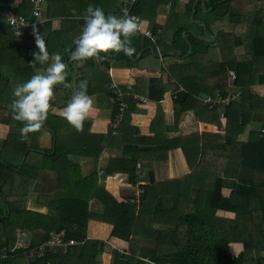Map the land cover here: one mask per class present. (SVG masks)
<instances>
[{
    "label": "crops",
    "instance_id": "obj_1",
    "mask_svg": "<svg viewBox=\"0 0 264 264\" xmlns=\"http://www.w3.org/2000/svg\"><path fill=\"white\" fill-rule=\"evenodd\" d=\"M120 1L43 0L38 18L32 15V0H9L8 6L0 8V10L9 8L13 13L21 14L29 20L26 26L13 27L0 16V86H7L0 87V117L13 118L10 104L16 85L27 81L34 73L48 66V64L40 65L37 62L33 67L30 63L34 59L33 53L38 52L35 43L37 35L44 39L50 55L59 54L61 56L62 61L67 64V73L70 69L67 77L71 74V88H69L68 80L64 82L65 85L56 86L54 88L55 101L74 94L81 81L87 82V93L93 98L94 106L90 118L85 121L88 125L86 129L83 128L85 132L105 134L110 127L112 115L117 110H114L116 103L109 89L110 83L115 82L123 94L125 108L120 124L113 129L105 143L100 145L98 154L86 156L77 153L69 157L78 166L82 177L95 175L98 190L94 191L87 202L89 211L95 215L103 211L107 194L114 197L117 202L134 206L135 220L131 228L132 234L129 239L113 236L110 233L112 224L96 217L88 220L84 229L80 230L78 226H74V229L71 228L72 232H77V235L84 232L81 240L71 238L76 241L73 245L77 248L84 247L83 264L91 262L89 256L94 250L89 245L91 240L103 243L102 247L98 246L99 249H96L91 264H111L113 250L118 251L122 261H125V256L131 253L130 256L134 259L132 264H138L135 263L138 260L144 261L145 264H156L151 257L142 253L143 246L147 245L154 236L161 238V242L157 241L156 249L164 254L167 248L166 242H170L172 237L176 238L175 234L170 237L164 232L175 228L174 222L180 219L181 214L195 215L197 208L205 204L204 199L207 193L201 192L198 185L202 178L212 181L208 177H221L226 182L252 180L256 190H259L258 185L261 186L264 182V166L258 161V158L262 159V149L260 151L259 145L254 147L255 142L251 144V147H254L253 161L250 157L251 153L249 158L243 153L245 148L243 145L247 144L250 135H255L257 139H260L259 131L264 128L262 123L252 119L256 115H262L263 119L264 115V79L261 80L258 76L259 71L264 70L263 56H248L250 58L244 65L247 72L240 71L243 66L238 70L228 67L227 64L221 68L218 67L219 62L223 61L227 54L231 57L233 54L247 53L244 46L246 38H242V43L235 44L232 49L229 48L227 42L234 23L228 21L227 16H216L214 15L216 11H212L217 4L226 0H215L214 2L210 0H160L161 2L154 7H151L152 3H148L145 8H153L156 14L153 21L141 17L139 13L130 15L140 17L141 30L151 29L152 26L157 27L154 32L152 31L153 39L141 31L139 36L132 38L133 51L131 54L122 55V52H113L105 56L112 58L109 60L110 67H107L105 57L99 62L89 59L84 63L73 61L69 65V53L66 49L69 45L74 49L73 41L79 37L84 26V20L75 17H83L89 4L101 7L106 15L119 16L122 14L121 8H128V6H121ZM254 3L249 0H230L229 5L231 10L237 13V18H241L240 14L243 12L253 11ZM173 7L176 13L169 17ZM164 28L166 32L162 39H157L156 34ZM18 30L21 34L16 36ZM141 36L144 38H140ZM224 39H226V44L223 43ZM143 54L144 56L141 57ZM130 62L135 65L132 63V66L126 67ZM228 70H234L236 74L234 80L229 78ZM105 78L109 79V83H106L103 89V86H98V83ZM237 78L239 84H235ZM218 81L220 82L218 84L222 86L212 89L213 82ZM151 85H156L152 91L156 96L159 95V87L162 86V97L159 99L150 97L148 88ZM221 90H226L227 93H222ZM217 92L222 95H235L229 105L237 104L241 115L237 121L233 120L231 125H228L227 119L229 105L212 108L214 109L213 116L207 111V108H210L206 99L214 98ZM179 95H181V101L178 99ZM139 97L147 101L141 102ZM63 108L52 105L50 113L54 116L60 115ZM221 112L224 118L221 117ZM238 112L234 111V115L238 116ZM241 119L249 120L243 128H241ZM8 128L10 131L9 124L5 125L0 122V152L3 149V140L6 138L4 135ZM232 136H238L241 144L234 149L236 152L231 153L230 159L224 162L223 158L217 155L219 153H223L224 156L229 155L217 151L215 147L218 143L222 145L225 141L232 139L230 138ZM38 138L40 139L38 149L29 147L25 150V153L34 151L29 156V170L23 175L12 174L10 179L12 184L9 182L4 185L3 192L8 200L11 199L16 203L24 201L27 210L40 213L47 222L56 223L57 211L51 213L46 206V199L42 202L45 195L48 197L59 190L58 187L51 192L50 187L48 191L50 180L55 178V175L53 176L52 170L46 168L47 164L43 162L46 160L42 158L43 154H49V148L51 153L54 152L55 134H45ZM208 139L210 140L205 143V147L210 149L211 155L207 154L205 158L207 161L203 158V163L198 167L200 156H195V148L198 144L200 146L204 144ZM166 145L170 148L165 151ZM184 149L186 151L190 149L188 156L184 153ZM25 153L20 159V164L23 162L21 160ZM9 158L13 163L18 161L15 153ZM246 158L249 162L245 160ZM237 159L245 160V163L243 162L240 168L234 169ZM32 162L36 165L35 169ZM132 163L137 166L138 173L135 175L129 173L130 167L126 166ZM230 164H233L231 169ZM41 165L45 167L43 169L38 167ZM38 171L40 175L34 179L33 174ZM150 171L155 183H165V188L158 190L156 195H163L166 199L160 203L155 200L156 198H150L144 199L141 203L142 195L138 206L130 203L128 200L132 197L134 184L135 186L137 182L146 184L147 180H150L148 176ZM0 172V175H8L2 170ZM169 181H172L170 186L167 184ZM11 186L13 189H10ZM9 190L12 192L10 193ZM230 193V184L226 183L222 188V194L229 196ZM2 199L5 197L0 192L1 202ZM4 209L9 215L8 204L5 203ZM240 213L242 214L240 217L245 222L250 221L251 213L248 209L241 208ZM4 214L3 204H0V216ZM234 214L223 210L216 211V215L224 219ZM232 228L237 239L228 244V252L236 256L244 246L240 239V226L235 224ZM31 230L18 228L16 239L10 245L12 248H9L14 255L16 250H22L21 264H29L31 259H40L46 253L56 254L58 252L64 255L70 246L57 245L51 249L46 248L40 255L36 253L33 256H27L26 250L28 248L35 250L37 246L45 243L50 231L62 233V240L69 239L66 238L64 228L51 229L47 232L44 241L30 244L37 240L39 238L37 235L42 232V230ZM156 231H160L161 235L156 236ZM217 236L221 237L222 232L217 233ZM6 247H0V252L3 251L6 254L1 257L4 259L11 255ZM262 253L264 251H261ZM80 261L81 258L73 254L61 260H50L46 264H82Z\"/></svg>",
    "mask_w": 264,
    "mask_h": 264
},
{
    "label": "trees",
    "instance_id": "obj_2",
    "mask_svg": "<svg viewBox=\"0 0 264 264\" xmlns=\"http://www.w3.org/2000/svg\"><path fill=\"white\" fill-rule=\"evenodd\" d=\"M214 2L215 0H210ZM232 1V0H231ZM251 3L255 2L253 11H245L241 15V18H237L236 14L230 8V0H226L217 4L212 11H216L214 15H219L221 17L227 16V20L234 23L233 29L229 32V41L227 45L232 49V46L238 43H242V38H246L247 41L244 43L245 48L247 49L246 54H233L229 57L227 54L223 61L219 62V68L228 65L230 68H236L237 70L243 66L240 71L247 72L244 65L246 64V60H248L252 55L263 56L262 61H264V0H249ZM121 6H128L129 14H140L141 17L145 19H151L152 21L155 18V13L153 8H145L148 3H152L151 7L158 5L160 0H121ZM31 4V2L29 1ZM10 4L9 0H0V8L4 6H8ZM25 7V6H24ZM23 8V7H22ZM176 13L174 7L170 10L169 17ZM220 17V18H221ZM157 27H151V30L154 32ZM166 32L165 28L161 32L156 34L157 39H162L163 34ZM139 36V35H138ZM140 38H144L141 36ZM148 42H150L148 40ZM223 43L226 44V39L223 40ZM124 53L122 52V55ZM144 54L141 56L143 57ZM107 61V67L109 66V60L112 58L105 57ZM73 63V61L69 60L68 55V64ZM133 62H130L126 65V67L132 66ZM135 65V63H133ZM261 80L264 79V70L259 71L258 75ZM71 74L66 78L69 83V88H71ZM239 78V77H238ZM236 79L235 84H239V79ZM260 82V80L258 81ZM109 83V79H101L98 83V86H103L105 88V84ZM218 82H213L212 89L219 88L222 84H218ZM224 83V82H222ZM226 85H228L226 83ZM156 85L149 86V95L152 98L157 97L158 99L162 97L163 89L162 86L159 87V95L156 96L152 91H154L153 87ZM58 89V88H57ZM70 91V89H68ZM222 93H227L226 90H221ZM245 91V90H244ZM243 93V90H242ZM73 94L65 97L64 99L53 101V106L65 107L70 100ZM181 95H179V100L181 101ZM231 103L227 107L228 111V125L232 124V121H237L239 116L241 115L239 111V106L237 104L233 105ZM206 105V104H205ZM207 108V105H206ZM237 108V109H236ZM117 109V105L114 106V110ZM214 109H208L207 111L210 115L213 116ZM234 111L238 112V116L234 115ZM242 117V116H241ZM245 117V116H244ZM51 118V119H50ZM252 119L256 122L262 123L264 125V115L262 119V115H256L252 117ZM248 119H241V128L247 125ZM0 122L5 125H10L11 130L7 137L3 140L4 146L2 151L0 152V170L7 173L8 175H0V192L5 197L2 199L4 215L0 216V247L7 246L6 248L10 252V257L7 259L0 258V264H21L22 259V250H16L15 255L14 252L11 251L10 247L11 243L15 241L16 233L18 228H27L33 230H42L37 236L39 237L37 240L30 242V244L38 243L44 241L46 238V234L49 230L55 229L59 230L64 228L66 231V238H76L77 240H81L83 238L84 232L79 233L72 232L74 226H78L81 230L86 228L88 220L93 217L99 218L102 221H109L112 224L111 235L129 239L132 234V226L135 220L134 216V206L117 202L114 197L110 194H107L104 200V209L100 211L98 214H94L93 212L88 210L87 202L89 198L92 197L93 193L97 189L96 186V178L95 175L92 174L87 177H82L81 173L78 170V166L72 160L69 155H75L79 153V155L86 156H96L100 150V145L105 143V140L112 134L113 129L111 126L108 128L105 134H94L83 131L77 132L74 130L67 121L62 118V116L57 115L54 116L49 112L46 123L44 126L36 132L29 133L27 140H21V128L23 125L16 121L13 118H9L6 116L0 117ZM86 129L88 126L86 122L83 125ZM48 127L49 129H47ZM89 131V130H86ZM241 131V129L239 130ZM55 134V150L51 153L50 148L48 149L49 154L42 155V158H45L46 161H43L47 164L46 168L53 171V178L48 186V191L51 187V192L59 187V190H56L53 194H50L48 197L45 195L42 199V202L46 199V206L49 208L50 212L53 213L57 211L55 217L58 218L57 222H47L38 212L27 210L25 208V202L16 203L13 200H8L7 195L3 192V186L7 183L11 182V175L14 173L25 174L27 170H29V156L34 151H27L29 147L38 149L40 145V139L38 137L43 136L45 134ZM43 138V137H42ZM227 142L224 144L218 143L216 145V150L219 152H225L229 156H224L223 153H219L217 156L222 157L224 162H226L231 157L232 152H236L234 149L237 148V145H240V141L238 140V136L230 137ZM210 139H208L201 146L198 144L195 156L199 155L200 160L197 163L198 167L201 166V163L207 161L205 158L208 155H211L210 149L205 147V143H207ZM51 141L53 142V138L51 137ZM256 143L259 145L260 151L262 149V159L258 158L259 162H262L264 166V140L257 139L255 135H250L247 144H244V152L245 157H252V161L254 158L253 148L251 144ZM202 143V142H201ZM196 146V145H195ZM248 146V147H247ZM170 146L166 145L164 147L165 151L168 150ZM186 156L189 155V150H183ZM13 153L18 156V161L15 163L12 162V159L9 158ZM25 153V158L20 164V159L22 155ZM222 155V156H221ZM248 158L245 160L248 161ZM162 159H165L162 157ZM236 162V160H235ZM249 162V161H248ZM33 163V162H32ZM245 163V161H244ZM124 164V163H123ZM122 164V165H123ZM207 164V163H206ZM126 165V164H125ZM230 164L229 168L231 169ZM235 165V164H234ZM129 166V173L137 174V166L132 163ZM206 167V165H204ZM34 169L36 168L35 163H33ZM40 168H44V165L38 166ZM237 169V167H234ZM38 170V169H37ZM45 170V169H44ZM1 173V172H0ZM34 179L40 172L34 173ZM149 179L146 184L143 185L144 193L141 199V203L144 199L156 198L157 202H162V200L166 199L165 196L160 195L157 196L156 193L158 190H162L165 188V183L163 182H154V177L152 176V172L148 173ZM47 177V176H46ZM49 178V177H48ZM51 178V177H50ZM212 181H207L205 178L201 179L198 182L199 190L201 192H206V200L205 204L201 207H198L196 214H181L180 219L174 222L175 228H171L170 233L166 234L170 237L175 236L179 237L181 240L179 242L175 239L166 242L167 248L163 252L157 251V241H162L161 238H154L145 246H143L144 250L143 254L147 255V257H151L152 261L156 264H264V253L261 254V251H264V182H262L261 186L258 185L259 190H256L253 185V181H237L233 180L230 184L231 193L229 196H224L222 194V188L226 185V181H224L221 177L213 178L208 177ZM241 179V178H240ZM153 182L152 184H150ZM172 183V181L167 182V184ZM209 185V186H208ZM10 189H13L11 186ZM244 189V190H243ZM207 190V191H206ZM10 193L12 190H9ZM47 191V192H48ZM253 193L258 195H254ZM10 197V196H9ZM11 198V197H10ZM5 203L8 204L9 210L19 211L18 219L10 218L11 213H9L8 217L5 216L7 212L5 211ZM16 206H15V205ZM241 208H246L250 211V221L245 222L243 218L240 217L242 215L240 213ZM223 210L230 213H235L233 216H230L226 219L221 218L216 215V211ZM61 212L63 214H61ZM110 215V216H109ZM235 224L240 226V239L243 242V250L239 252L236 256L231 255L228 252V244L231 241H236V236L234 235V229L232 228ZM39 227V229H38ZM72 228V229H71ZM80 230L78 232H80ZM222 236L218 237L217 233H221ZM158 233V234H157ZM161 235L160 231H156V236ZM89 243L90 248H94L91 252L89 258L93 259V255L99 249V247L103 246V243L100 241L91 240ZM99 246V247H98ZM97 247V248H96ZM172 247V248H171ZM10 248V249H9ZM84 247L77 248L76 245H70L67 248V251L63 254L55 253H46L42 258H33L30 260L29 264H46L50 260H61L63 257H67L69 255L76 254L81 258L80 263L83 262V251ZM97 249V250H96ZM112 263L111 264H132L133 258L130 254L126 255V260L122 261L119 257L120 254L118 251H112ZM146 257V256H145ZM78 262V260H77ZM138 264H145V262L138 260ZM79 264V263H77Z\"/></svg>",
    "mask_w": 264,
    "mask_h": 264
},
{
    "label": "clouds",
    "instance_id": "obj_3",
    "mask_svg": "<svg viewBox=\"0 0 264 264\" xmlns=\"http://www.w3.org/2000/svg\"><path fill=\"white\" fill-rule=\"evenodd\" d=\"M121 15H106L104 10L89 4L83 17L84 26L78 38L66 49L69 60L84 63L92 59L101 61L110 53L131 54L132 38L141 34V27L136 17L129 14L127 7L121 8ZM15 23V21H12ZM21 33L18 30L16 36ZM38 52L33 53V67L38 62L48 66L34 73L27 81L18 83L13 90L10 104L13 119L20 122L21 140H27L29 133L39 131L46 123L55 100L54 88L64 84L67 78V64L59 54L49 53L44 39L36 36ZM49 61L51 63L49 64ZM94 106L93 98L87 93V82L81 81L78 89L71 96L60 115L77 132L83 131V125L90 118Z\"/></svg>",
    "mask_w": 264,
    "mask_h": 264
},
{
    "label": "built area",
    "instance_id": "obj_4",
    "mask_svg": "<svg viewBox=\"0 0 264 264\" xmlns=\"http://www.w3.org/2000/svg\"><path fill=\"white\" fill-rule=\"evenodd\" d=\"M42 1L43 0H32V3H33L32 15L34 17H37V18L39 17ZM0 16H1V18L5 19L10 26H13V27L26 26L29 23V20L25 16H23L21 14L13 13L12 10L9 8H5V9L0 10ZM131 16L136 17L138 20V23L140 24L141 19L139 16H136V15H131ZM13 20L15 21V23L12 22ZM141 31L146 36H148L152 39L154 38V33L152 32L151 29L145 28V29H142ZM228 76L231 80H234L236 78V74H235L234 70H228ZM109 89H110V92L112 93V95L114 97V102L117 105V110L114 112V115H112V118L110 120V126L112 129H116L120 124L122 112L125 108V105L123 102V94L120 92V90L118 89L115 82L110 83ZM234 97H235L234 94L222 95L221 93L217 92L216 96L214 98L208 97L206 100L208 102L209 108L212 109L215 107L228 106L230 104V102L234 99ZM139 100L141 102L147 101V99L142 98V97H139ZM220 115L222 118H224L223 112H221ZM259 138L264 140V128L260 129ZM143 183L144 182H137L136 183V188H137L136 192L128 200L130 203H132L136 206L139 205L140 198L142 197V195L144 193ZM44 242L45 243L37 246V248H35V250H33V248H28L26 250L27 256H33L36 253L38 255H40L43 253V251L46 248L51 249L57 245L64 246V247L69 246V245H73V244H75L76 241L74 239H71V238H69L67 240H62V233L50 231L48 233L47 239ZM5 255L6 254L3 251L0 252V258L4 257Z\"/></svg>",
    "mask_w": 264,
    "mask_h": 264
},
{
    "label": "rangeland",
    "instance_id": "obj_5",
    "mask_svg": "<svg viewBox=\"0 0 264 264\" xmlns=\"http://www.w3.org/2000/svg\"><path fill=\"white\" fill-rule=\"evenodd\" d=\"M264 14V13H263ZM0 87H2V88H4V87H7V86H5V85H1ZM51 119V118H50ZM11 130V129H10ZM9 134V128L8 129H6V132H5V137H7V135ZM245 160H241V159H237L236 160V163H235V167H237V168H240L241 167V165H242V163L244 162ZM234 164V163H233ZM231 181H228V182H226V183H230ZM168 186H170V184H168ZM131 187V186H130ZM129 189V188H128ZM136 186H135V184H134V189H133V192L131 193V195H133L135 192H136ZM131 191V190H130ZM0 204H2V202L0 201ZM15 205V204H14ZM16 206V205H15ZM10 213H11V216H10V218H14V219H18V217H19V211H16V210H12V211H9ZM7 217H8V212H7V215H6ZM164 233H166V234H169L170 233V231H165ZM168 236V235H167ZM167 238H169V237H167ZM173 239H175L174 237H172V240ZM176 240L179 242V240H181L179 237H176ZM168 246V245H167ZM172 248V247H171Z\"/></svg>",
    "mask_w": 264,
    "mask_h": 264
},
{
    "label": "water",
    "instance_id": "obj_6",
    "mask_svg": "<svg viewBox=\"0 0 264 264\" xmlns=\"http://www.w3.org/2000/svg\"><path fill=\"white\" fill-rule=\"evenodd\" d=\"M192 19V18H191ZM207 35V34H206ZM207 37L208 38H210V36L209 35H207ZM70 73V69H68V73H67V75ZM62 85H65V83L64 84H62ZM24 158H25V156H23V158H22V160H21V162L24 160Z\"/></svg>",
    "mask_w": 264,
    "mask_h": 264
}]
</instances>
